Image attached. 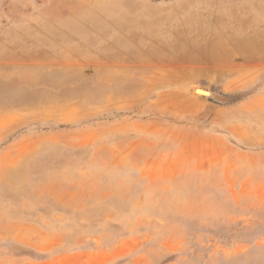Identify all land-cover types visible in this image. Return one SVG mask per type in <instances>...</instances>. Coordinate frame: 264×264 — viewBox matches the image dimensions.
<instances>
[{
    "label": "rangeland",
    "instance_id": "1",
    "mask_svg": "<svg viewBox=\"0 0 264 264\" xmlns=\"http://www.w3.org/2000/svg\"><path fill=\"white\" fill-rule=\"evenodd\" d=\"M0 264H264V0H0Z\"/></svg>",
    "mask_w": 264,
    "mask_h": 264
},
{
    "label": "bare ground",
    "instance_id": "2",
    "mask_svg": "<svg viewBox=\"0 0 264 264\" xmlns=\"http://www.w3.org/2000/svg\"><path fill=\"white\" fill-rule=\"evenodd\" d=\"M197 90L200 92V93H209L207 90L205 89H201V88H197Z\"/></svg>",
    "mask_w": 264,
    "mask_h": 264
}]
</instances>
